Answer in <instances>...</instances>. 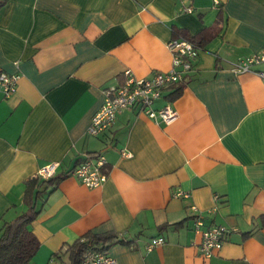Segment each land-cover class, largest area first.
I'll return each instance as SVG.
<instances>
[{
    "label": "crops",
    "instance_id": "1",
    "mask_svg": "<svg viewBox=\"0 0 264 264\" xmlns=\"http://www.w3.org/2000/svg\"><path fill=\"white\" fill-rule=\"evenodd\" d=\"M4 2L0 73L21 76L10 97L0 91V228L27 211L26 182L40 168L58 162L64 175L31 224L40 241L31 264H67L78 237L110 231L130 241L105 250L117 264H264V87L233 71L264 48V0H192V13L179 0ZM175 37L198 47L181 94L170 101L165 88L154 103L171 102L176 119L126 109L89 135L105 90L127 69L169 70ZM99 154L107 177L88 188L71 171ZM199 212L204 226L230 230L209 257L193 228Z\"/></svg>",
    "mask_w": 264,
    "mask_h": 264
},
{
    "label": "built area",
    "instance_id": "2",
    "mask_svg": "<svg viewBox=\"0 0 264 264\" xmlns=\"http://www.w3.org/2000/svg\"><path fill=\"white\" fill-rule=\"evenodd\" d=\"M216 3L217 0H215ZM182 12L192 13V0H179ZM167 48L172 54L171 68L167 71H156L149 77H137L130 70L124 71V79L121 84L110 86L105 90V99L100 109L93 115L88 127V134L99 136L114 124L117 115L126 109H137L138 112L146 115L155 121L166 124L171 123L177 117V111L171 102L166 101L162 107L154 108V103L162 97L163 90L170 85L180 83L187 74L192 71L194 62L198 55V47L190 40L183 37H175L167 42ZM260 66L262 68H257ZM235 73L252 72L258 75L264 87V48L257 53L251 54L238 62L233 63ZM20 74L0 73V91L5 97H10L17 90ZM121 155L129 156L126 151ZM106 163L103 155L99 154L94 158H85L75 166L71 174L81 184L88 188H98L106 180V174L101 168ZM58 162H51L40 168L37 175L48 179L56 174ZM176 195L187 197V193L177 192ZM219 198L213 196L216 205ZM196 210L195 207H192ZM216 206L207 210L212 214ZM194 231L201 235L199 251L210 256L215 250L220 249L223 241L230 234V230L224 225L204 226L203 215L199 212L194 217ZM163 237H154L146 249L151 250L155 246L163 244ZM82 264H117L116 259L106 251L92 252L85 254Z\"/></svg>",
    "mask_w": 264,
    "mask_h": 264
},
{
    "label": "trees",
    "instance_id": "3",
    "mask_svg": "<svg viewBox=\"0 0 264 264\" xmlns=\"http://www.w3.org/2000/svg\"><path fill=\"white\" fill-rule=\"evenodd\" d=\"M4 3V0H0V8ZM188 74L185 78L190 77ZM183 81L167 87L174 88L168 97L170 101H174L181 94ZM63 178L64 175L56 174L48 179L36 175L26 182L24 202L28 206L27 211L14 220L5 222L0 228V264H31L40 248V241L33 233L31 224L40 214L44 197L50 193L49 189L55 188ZM115 243L130 241L111 231L102 234L87 232L68 245L67 264H82L88 251L103 252Z\"/></svg>",
    "mask_w": 264,
    "mask_h": 264
}]
</instances>
